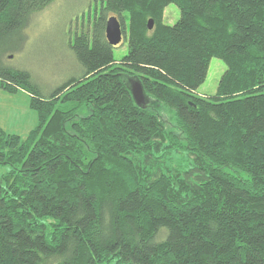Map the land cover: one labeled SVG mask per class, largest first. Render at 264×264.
Returning a JSON list of instances; mask_svg holds the SVG:
<instances>
[{
  "label": "trees",
  "instance_id": "trees-1",
  "mask_svg": "<svg viewBox=\"0 0 264 264\" xmlns=\"http://www.w3.org/2000/svg\"><path fill=\"white\" fill-rule=\"evenodd\" d=\"M53 1L0 0V86L39 120L0 125V264H264V0H94L69 39L80 74L45 92L7 60ZM214 56L227 68L201 94Z\"/></svg>",
  "mask_w": 264,
  "mask_h": 264
},
{
  "label": "rangeland",
  "instance_id": "rangeland-1",
  "mask_svg": "<svg viewBox=\"0 0 264 264\" xmlns=\"http://www.w3.org/2000/svg\"><path fill=\"white\" fill-rule=\"evenodd\" d=\"M96 16L94 0H55L37 13L27 28L28 39L21 50L9 52L8 64L29 70L35 81L45 92H50L62 81L80 74L82 68L69 47V39L77 32L92 27ZM180 17V9L170 3L164 12V21L175 23ZM128 52V42L123 37L115 45L117 61ZM227 65L219 57H212L206 80L199 87L201 94L213 95L217 91L222 74ZM28 91L19 89L9 92L0 86V125L8 132L27 136L38 124V112L30 105ZM88 113L82 109L80 114ZM169 119V114L166 115ZM6 168H0V171ZM116 264V263H112Z\"/></svg>",
  "mask_w": 264,
  "mask_h": 264
},
{
  "label": "water",
  "instance_id": "water-1",
  "mask_svg": "<svg viewBox=\"0 0 264 264\" xmlns=\"http://www.w3.org/2000/svg\"><path fill=\"white\" fill-rule=\"evenodd\" d=\"M153 19L149 20V28L153 27ZM106 35L108 41L112 45H118L122 39H123V27L122 22L116 15H110L107 18V24H106ZM10 57H13V55H10ZM130 84V88L132 91V94L138 104H145L149 101L148 97L146 96L142 83L139 79L136 78H128L127 80Z\"/></svg>",
  "mask_w": 264,
  "mask_h": 264
}]
</instances>
